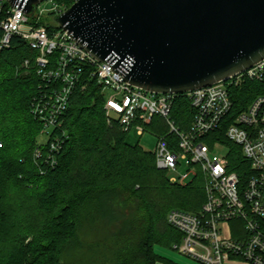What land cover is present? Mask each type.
<instances>
[{
  "label": "trees",
  "instance_id": "16d2710c",
  "mask_svg": "<svg viewBox=\"0 0 264 264\" xmlns=\"http://www.w3.org/2000/svg\"><path fill=\"white\" fill-rule=\"evenodd\" d=\"M51 1L67 10L77 0ZM4 7L11 8L7 2ZM29 20L49 32L60 29L35 15ZM2 35L0 29V40ZM37 55L18 36L0 51V264H157L162 259L154 251L156 245L171 248L183 239L168 224V214L172 210L197 214L206 202L203 174L198 171L186 185L171 183L167 171L157 167L154 152L130 143L129 132L118 121L108 122L106 93L89 72L81 76L63 115L64 144L56 164L46 162L47 146L40 144L43 126L32 114L43 94L39 87L45 85L37 74ZM259 88L262 84L253 81L231 89L230 114L205 138L228 149L230 171L238 175L242 189L253 172L241 147L230 142L226 132ZM193 115L191 102L177 96L171 112L174 123L186 130ZM146 129L170 142L177 138L158 117ZM37 149L42 158L35 157ZM120 193L137 202L136 223L116 209L118 233L109 230L99 243L90 236L95 241L91 240L88 257L72 254L85 243L78 235L77 208L91 204L101 215ZM260 223L264 230V219Z\"/></svg>",
  "mask_w": 264,
  "mask_h": 264
},
{
  "label": "built area",
  "instance_id": "2783aa9c",
  "mask_svg": "<svg viewBox=\"0 0 264 264\" xmlns=\"http://www.w3.org/2000/svg\"><path fill=\"white\" fill-rule=\"evenodd\" d=\"M47 1L53 5L49 14L65 12L63 7ZM6 2L0 0V51L9 48L18 36L38 54L37 74L45 85L39 87L43 94L35 101L32 114L43 126L40 144L47 146L46 162L56 164V155L64 144L63 115L81 76L89 72L106 93L108 122L118 121L126 132L135 128L137 135L143 136L147 125L158 117L166 123L169 134L177 136L170 142L153 133L158 138L154 152L157 166L167 171L171 183L186 185L198 171L203 174L206 202L201 210L197 214L180 210L168 214V224L183 236L174 249L201 264H264V230L260 223L264 219V93L257 94L226 132L251 165L253 174L243 189L238 175L230 171L228 149L205 139L230 114L231 89L256 81L264 92V60L225 82L182 94L191 102L194 115L187 129L181 130L171 118L174 99L179 95H157L132 86L124 78V66L116 68L112 61H97L66 31L49 32L45 26H33L22 9L5 10ZM40 5L37 13L43 14ZM35 157L42 158L40 149ZM183 166L185 171L181 172ZM231 224H238L237 236L230 231Z\"/></svg>",
  "mask_w": 264,
  "mask_h": 264
},
{
  "label": "water",
  "instance_id": "95a60500",
  "mask_svg": "<svg viewBox=\"0 0 264 264\" xmlns=\"http://www.w3.org/2000/svg\"><path fill=\"white\" fill-rule=\"evenodd\" d=\"M46 0H8L28 16ZM53 24L152 94L182 95L264 60V0H77Z\"/></svg>",
  "mask_w": 264,
  "mask_h": 264
},
{
  "label": "rangeland",
  "instance_id": "374dc122",
  "mask_svg": "<svg viewBox=\"0 0 264 264\" xmlns=\"http://www.w3.org/2000/svg\"><path fill=\"white\" fill-rule=\"evenodd\" d=\"M52 7L53 5L49 1L41 4L39 11H42L43 14L39 12L35 14L38 21L39 20H50L51 22H53L54 17L49 16V12L52 9ZM260 91L261 93H264L263 87L258 89V93H260ZM128 141L132 144L139 143V145L148 152H155L158 138H157V135L153 134L152 131L150 130L147 131L143 136H139L136 133V129L132 128L128 133ZM180 170L181 172H184L185 167L183 166ZM120 196H121L120 198H115L113 200V204L107 205L106 207H108V209L110 210H105V213L103 212V214L101 213V215L96 211V209L91 204H83V206L81 205L77 208L78 211L81 209L78 215L79 217L78 224H79V230H80L79 231L80 233L78 235H79V238H83L85 243H81L83 245H81L82 248L79 251V253L76 252L75 250L72 254L74 255L78 254L80 258L88 257L90 255L88 254V251L91 253L90 251L91 250L90 246L92 245L91 240H93V243L95 241L90 236L95 235L96 236L95 238H97V243H99L98 241L99 238L102 239L103 237H106L110 231L116 230L110 233L112 234H115V232L118 233L117 227L121 224L120 222L114 220V217L119 218V216L116 215V209L120 214H124L125 216L124 219L126 220H128L129 218H133L135 221V218H138L139 212H138L137 202L130 199L127 195H124L123 193H120ZM129 224L131 225L130 221H129ZM86 238H88L89 241H85ZM154 249L156 253L159 255L165 256L164 254H169V255L176 256L180 259L186 260L188 262H191L193 264H201L197 261H194L192 259H189L188 257L183 256L177 250L174 249V246L171 248H168V247H164L161 245H156ZM94 250L96 251V249ZM161 262H162L161 260L158 261V263H161ZM162 263H164V261Z\"/></svg>",
  "mask_w": 264,
  "mask_h": 264
},
{
  "label": "crops",
  "instance_id": "0c3cea01",
  "mask_svg": "<svg viewBox=\"0 0 264 264\" xmlns=\"http://www.w3.org/2000/svg\"><path fill=\"white\" fill-rule=\"evenodd\" d=\"M164 121V120H163ZM238 224H231L230 225V231L233 233V235L237 236V234L239 233V229L237 227ZM155 251V249H154ZM156 253V251H155ZM156 255H158L162 260V262L164 261V263H158L157 264H193L191 262H188L186 260H183V259H180L176 256H173V255H169V254H164L165 256L163 255H159L156 253ZM228 264H245L243 262H239V261H231L229 262Z\"/></svg>",
  "mask_w": 264,
  "mask_h": 264
}]
</instances>
